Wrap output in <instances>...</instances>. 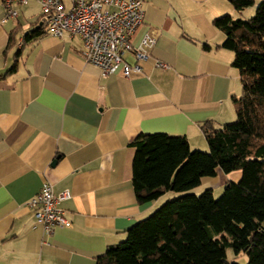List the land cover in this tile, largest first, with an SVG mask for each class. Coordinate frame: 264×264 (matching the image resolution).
Returning <instances> with one entry per match:
<instances>
[{"label": "crops", "instance_id": "crops-1", "mask_svg": "<svg viewBox=\"0 0 264 264\" xmlns=\"http://www.w3.org/2000/svg\"><path fill=\"white\" fill-rule=\"evenodd\" d=\"M259 1L236 9L231 0H143L132 42L153 31L149 57L141 72L102 77L78 36L45 32L40 0L14 4L18 16L6 21L0 0V264H96L155 209L161 196L136 200L131 142L160 132L208 148L201 125L232 121L241 92L234 52L221 46L225 34L213 20L248 18ZM35 24L42 34L25 41ZM44 182L70 193L58 206L71 225L48 234L28 205Z\"/></svg>", "mask_w": 264, "mask_h": 264}, {"label": "trees", "instance_id": "trees-1", "mask_svg": "<svg viewBox=\"0 0 264 264\" xmlns=\"http://www.w3.org/2000/svg\"><path fill=\"white\" fill-rule=\"evenodd\" d=\"M231 3L242 9L254 0ZM213 24L225 34L221 46L234 52L232 66L240 75L241 92L232 97L235 118L218 127L209 120L201 125L206 152L191 149L184 135L139 134L131 142L132 186L142 204L169 190L188 191L217 168L240 170L241 176L226 181L217 197L208 187L166 200L132 224L122 241L108 245L96 264H225L227 248L244 253L246 264H264V0L248 18L224 14ZM41 28L33 25L23 39L37 38Z\"/></svg>", "mask_w": 264, "mask_h": 264}, {"label": "built area", "instance_id": "built-area-1", "mask_svg": "<svg viewBox=\"0 0 264 264\" xmlns=\"http://www.w3.org/2000/svg\"><path fill=\"white\" fill-rule=\"evenodd\" d=\"M26 2L1 0L2 20L16 18L18 12L13 5ZM40 4L45 32L54 37L65 33L78 36L83 44V59L98 67L102 77L117 72L128 77L141 72L140 61L149 57L156 42L157 36L151 30L144 31L136 43L132 42L135 30L144 22L143 0H68V4L65 0H40ZM127 53L132 55L133 63L125 58ZM155 65L167 67L159 60ZM69 197L68 191L55 193L51 184L44 182L28 201L46 234L55 227L71 225L58 206L60 201Z\"/></svg>", "mask_w": 264, "mask_h": 264}, {"label": "rangeland", "instance_id": "rangeland-1", "mask_svg": "<svg viewBox=\"0 0 264 264\" xmlns=\"http://www.w3.org/2000/svg\"><path fill=\"white\" fill-rule=\"evenodd\" d=\"M191 149H193V148H191ZM198 150H201V149H198ZM201 151L206 152V151H208V148L205 150H201ZM222 173H223V175H227V177L230 178L231 180H233L234 182L238 181L240 176H241L240 170L232 171V172H229L228 174H226L223 171H222ZM234 175H237V176L235 177ZM208 187H211L213 189V194L215 197L219 196L222 193L223 188H224V183L222 182V176H220L219 174H216L215 176H209L204 181H202L198 186H196V187H194L188 191H185V192H175V191L169 190V191L165 192L163 195H161L160 199L157 201V205L154 208L156 209L158 206H160L166 200L175 198V197H177L183 193L190 192V193H194V194H199L204 189H206ZM155 209H153V210H155ZM226 256H227V260L229 262H232V260H234L238 264H246L247 263V256L244 253H240L239 255H235L231 248L226 249Z\"/></svg>", "mask_w": 264, "mask_h": 264}, {"label": "water", "instance_id": "water-1", "mask_svg": "<svg viewBox=\"0 0 264 264\" xmlns=\"http://www.w3.org/2000/svg\"><path fill=\"white\" fill-rule=\"evenodd\" d=\"M223 262H224L225 264H231V262H229L227 259H224Z\"/></svg>", "mask_w": 264, "mask_h": 264}]
</instances>
